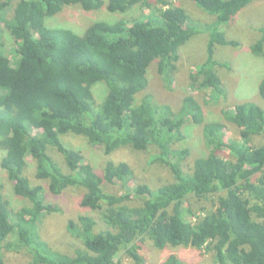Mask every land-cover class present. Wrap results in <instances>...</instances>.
<instances>
[{
	"label": "trees",
	"instance_id": "obj_1",
	"mask_svg": "<svg viewBox=\"0 0 264 264\" xmlns=\"http://www.w3.org/2000/svg\"><path fill=\"white\" fill-rule=\"evenodd\" d=\"M192 1L210 21L198 23L185 0H0V264L15 255L21 261L13 264H264V105L229 102L218 72L231 63L216 55L239 46L219 24L257 0ZM69 5L115 18L82 33L49 26L46 19ZM199 32L207 33L205 53L186 56L183 69L180 47ZM250 51L264 60V26ZM186 69L195 92L181 95L177 108L156 100L154 83L170 89ZM257 86L264 101V76ZM220 102L228 104L211 118ZM193 127L205 153L190 163V148L180 144ZM67 133L104 154L100 170L62 142ZM122 148L148 152L170 178L153 188L138 182L128 162L112 158ZM28 157L53 196L80 195L78 206L103 227L80 213L66 220L62 247L52 245L46 221L63 210L27 176ZM6 179L26 205L10 206ZM146 240L157 251L212 253V263L174 252L155 259L143 252Z\"/></svg>",
	"mask_w": 264,
	"mask_h": 264
},
{
	"label": "rangeland",
	"instance_id": "obj_2",
	"mask_svg": "<svg viewBox=\"0 0 264 264\" xmlns=\"http://www.w3.org/2000/svg\"><path fill=\"white\" fill-rule=\"evenodd\" d=\"M186 7L184 4L182 6L191 14L195 15L198 23H205V20H209L211 17L210 14L198 8L192 0H185ZM178 3H181L179 1ZM133 11V10H130ZM115 13H111L105 10V8L95 9V10H83L79 6L69 5L65 7L62 11L57 13L54 16L48 17L46 22L49 26H59L67 27L75 30L78 33H82L92 22L94 21H106L112 22L111 19L115 18ZM121 14H117L119 17ZM210 21V20H209ZM200 26V24H199ZM264 26V0H257L253 3L246 6L242 9L232 20L227 23L219 24V30L223 31L227 38L236 39L239 42L237 48L231 46L219 47L216 51L218 58L225 60L228 63H231V69L219 70L218 74L221 76L222 84L226 88L227 96L229 97V102L233 103L235 101L244 102L252 101L258 105L263 106L264 101L261 99L257 91V85L261 76H264V60L261 57L253 56L250 52V45L253 41L260 37V28ZM207 38V33L199 32L196 36L191 37L188 42H185L180 47V54L185 53L182 57L180 65L184 68L188 66L184 63L186 59L190 61L191 59H198L201 54L205 53L204 41ZM185 64V66H184ZM188 72L187 69L183 70L179 75V79H175L172 87L166 89L160 83H154L152 87L155 93L157 94L156 100L161 102H168L170 105H174V108H177L181 102V95L186 92L192 93L195 92L189 86L188 82ZM259 79V80H258ZM256 80H258L256 82ZM179 82V83H178ZM178 83V84H177ZM152 86V85H150ZM93 87V92H94ZM97 96V95H96ZM227 103L220 102L216 104H211L210 112H213L215 115L211 118H220L219 109L227 106ZM208 109V108H207ZM208 119V118H207ZM232 127L226 130L228 138L231 137L234 130ZM30 131L33 135L40 134V131L31 127ZM187 138L180 144L183 147L190 148V156L187 158L191 163L194 157L197 154H204L205 149L202 144V137L200 130L196 127L185 130ZM72 133H67L61 136L62 142L68 147H72L68 144L69 142L72 145H75L76 149H80L83 152L85 160L93 164V166L100 170L104 164L105 156L102 152H98L97 149L87 143L83 138H73L70 137ZM82 137L81 135H77ZM74 148V147H73ZM49 153L57 160H62L61 155L54 150L51 146L49 147ZM4 152L0 149V159ZM102 155V156H101ZM114 161H126L128 162L135 170L138 182L149 184L152 188L159 185L162 181L169 179V174L165 169H160L159 164H150L149 163V153L142 154L141 152H135L129 148H122L116 150L112 155ZM148 161V162H147ZM155 165V166H154ZM35 164L33 160L28 157V167H27V176L33 183H37L43 186V196L47 200L54 202L59 205L63 212L61 214H55L47 218L46 229L49 232V238L51 239L52 245H56L58 248L62 247V242L68 240L69 235L67 234L66 229V220L71 217H77L80 213H89L93 215L98 222L99 227H103V224L99 216H95L94 212L89 209H84L78 206V198L80 195L75 197L70 195H62L60 197H55L51 194L50 191L46 189L47 181L38 180L34 174ZM3 171L0 169V174ZM5 173L2 178H4ZM2 180V179H1ZM4 182L3 194H7L6 198L10 201V206L13 209L21 205H26L27 203L21 199L16 198L12 192V184L6 179ZM134 188V186H132ZM74 189V188H72ZM77 193H80V189H74ZM54 231H59L53 235ZM71 241V238H69ZM148 251L149 254L159 259L166 257L168 254L174 252L182 257L186 258L192 262H211L213 259L212 253L205 255L204 259H201L198 251L191 248H165L164 250L157 251L151 244L149 240L143 242V252ZM14 254V253H12ZM11 255V253L9 254ZM15 257L21 261V256L15 255L12 259H8L6 264H13L17 260ZM158 259V260H159ZM129 264H133L129 262Z\"/></svg>",
	"mask_w": 264,
	"mask_h": 264
}]
</instances>
